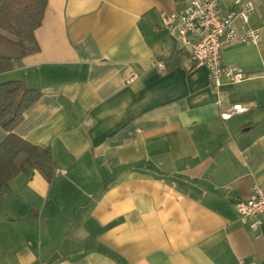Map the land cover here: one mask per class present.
I'll return each instance as SVG.
<instances>
[{
  "label": "crops",
  "instance_id": "obj_1",
  "mask_svg": "<svg viewBox=\"0 0 264 264\" xmlns=\"http://www.w3.org/2000/svg\"><path fill=\"white\" fill-rule=\"evenodd\" d=\"M242 1L261 41L224 48L248 78L218 94L163 26L190 0H48L39 52L0 83L40 92L13 132L57 171L0 192V264H264V226L236 210L264 181V0Z\"/></svg>",
  "mask_w": 264,
  "mask_h": 264
},
{
  "label": "trees",
  "instance_id": "obj_2",
  "mask_svg": "<svg viewBox=\"0 0 264 264\" xmlns=\"http://www.w3.org/2000/svg\"><path fill=\"white\" fill-rule=\"evenodd\" d=\"M47 6L48 0H0V74L12 71L24 58L39 52L36 32L43 24ZM166 64L167 70L173 69L170 62ZM40 96L23 81L0 83V125L7 132L0 143V192L8 189L14 178L29 175L31 170L38 171L49 183L56 175L52 150L13 132Z\"/></svg>",
  "mask_w": 264,
  "mask_h": 264
},
{
  "label": "built area",
  "instance_id": "obj_3",
  "mask_svg": "<svg viewBox=\"0 0 264 264\" xmlns=\"http://www.w3.org/2000/svg\"><path fill=\"white\" fill-rule=\"evenodd\" d=\"M220 3L221 0H190L183 9L161 15L164 28L189 47L196 66L207 68L210 84L218 94L224 80L241 84L248 78L242 68L224 62V48L232 43L258 44L261 41L260 31L249 26L256 12L252 2L239 0L225 14L220 12ZM236 23L240 24L241 32L236 29ZM135 79L136 75H131L129 82ZM217 103L221 106L223 102L218 100ZM246 111L243 106H232L225 109L221 117L229 119ZM236 210L241 224L258 233L264 226V181L254 185L249 199L237 202Z\"/></svg>",
  "mask_w": 264,
  "mask_h": 264
}]
</instances>
